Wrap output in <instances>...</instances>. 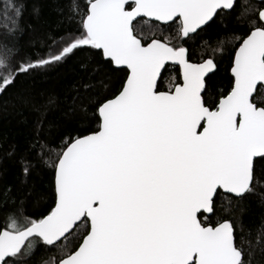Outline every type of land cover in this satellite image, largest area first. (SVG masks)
Here are the masks:
<instances>
[{"label":"snow or ice","instance_id":"1","mask_svg":"<svg viewBox=\"0 0 264 264\" xmlns=\"http://www.w3.org/2000/svg\"><path fill=\"white\" fill-rule=\"evenodd\" d=\"M236 8L237 0H86L72 9L78 34L53 39L61 46L46 54L22 55L23 5L0 0V94L85 49L97 67L125 73L95 101L94 128L58 142L38 130L36 162L22 158V172L38 164L53 173L54 206L34 213L10 188L0 191V264H29L38 250L39 264H245L234 224L213 226L205 216L218 193L230 205L253 193L264 161V106L252 99L264 94V0ZM234 14L245 26L231 41L230 90L208 105L226 40L199 62L188 45ZM153 22L172 34H139L138 25ZM169 66L178 69L174 82L158 90Z\"/></svg>","mask_w":264,"mask_h":264},{"label":"trees","instance_id":"2","mask_svg":"<svg viewBox=\"0 0 264 264\" xmlns=\"http://www.w3.org/2000/svg\"><path fill=\"white\" fill-rule=\"evenodd\" d=\"M23 5L20 19L19 45L21 54H46L51 47H60L53 39H67L76 35L79 28V16L73 14V5L79 3L83 10L86 0H18ZM260 3L254 0H237L236 14L246 4ZM218 27L201 33L194 42H189V59L199 62L208 58L219 46L220 39L226 40L222 57L218 56V69L215 77L208 81V90L204 93L206 104L214 105L221 94L230 90V65L234 56L232 38L241 34L245 22L235 14L223 19L217 18ZM142 29L140 35L147 39H163L164 34L171 35V29ZM226 26V35L223 30ZM153 35V36H152ZM149 39V40H150ZM98 61L85 49L76 53L67 62L21 78L14 88L0 94V191L11 189L18 200L23 199L31 212L39 213L54 206V175L37 164L27 177L22 172V158L36 162L31 145L41 126L40 135L52 141L67 133L76 134L81 128L95 127V101L103 96H111L125 78L124 72L109 71L97 67ZM178 69L171 66L163 71L158 82V90L166 91L174 82ZM259 92V90H258ZM264 94H257L253 101H259ZM257 180L253 193L238 204H228L226 195L217 194L215 211L207 217L213 226L218 220L229 219L235 226L234 242L243 250L245 264H264V161H257ZM204 219V216L201 217ZM3 217L0 216V225ZM38 250L29 264H39L44 256Z\"/></svg>","mask_w":264,"mask_h":264},{"label":"rangeland","instance_id":"3","mask_svg":"<svg viewBox=\"0 0 264 264\" xmlns=\"http://www.w3.org/2000/svg\"><path fill=\"white\" fill-rule=\"evenodd\" d=\"M154 26H151V25H146V24H143L142 23V29H144V30H149L150 28H153ZM142 36H144V35H142ZM153 36V35H152ZM166 36H168V34H164L163 35V39L166 37ZM145 38H146V36H144ZM151 38V37H150ZM149 38V39H150ZM155 38H157V32H155ZM147 39V38H146ZM163 39H161V40H163Z\"/></svg>","mask_w":264,"mask_h":264},{"label":"water","instance_id":"4","mask_svg":"<svg viewBox=\"0 0 264 264\" xmlns=\"http://www.w3.org/2000/svg\"><path fill=\"white\" fill-rule=\"evenodd\" d=\"M254 1H256V2H258V3H260V0H254ZM230 75H231V72H230ZM161 78V77H160ZM160 78H159V80H160ZM159 82V81H158ZM255 96V95H254ZM254 98V97H253ZM252 98V99H253ZM224 195H227V194H224ZM212 215V213H206L205 214V216H207V217H210Z\"/></svg>","mask_w":264,"mask_h":264},{"label":"flooded vegetation","instance_id":"5","mask_svg":"<svg viewBox=\"0 0 264 264\" xmlns=\"http://www.w3.org/2000/svg\"><path fill=\"white\" fill-rule=\"evenodd\" d=\"M256 2V1H255Z\"/></svg>","mask_w":264,"mask_h":264}]
</instances>
